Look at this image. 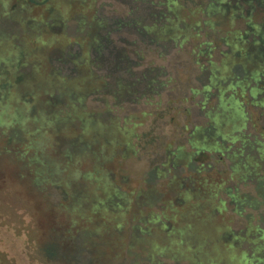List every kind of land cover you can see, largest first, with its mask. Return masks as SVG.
I'll list each match as a JSON object with an SVG mask.
<instances>
[{
  "label": "trees",
  "instance_id": "trees-1",
  "mask_svg": "<svg viewBox=\"0 0 264 264\" xmlns=\"http://www.w3.org/2000/svg\"><path fill=\"white\" fill-rule=\"evenodd\" d=\"M94 1L0 0V169L61 228L37 244L41 261L76 264L65 246L73 235L59 224L61 215L75 225L97 213L105 222L118 218L116 226L131 210L134 193L127 196L115 185L106 162L117 152L123 159L136 152L146 138L137 131L143 123L135 114L99 118L87 110V98L105 94L114 112L122 110L126 97L134 96V102L151 93L161 102L162 72L132 73L129 51L113 43V33L134 30L150 43H175L178 52L198 37L196 54L188 55L201 77L198 88L183 94L190 101L181 110L185 136L177 143L164 140L162 155L149 163L157 176L180 164L192 171L184 179L169 177L164 187L170 198L154 200L146 193V206L158 202L160 211L132 214V221L145 216L142 226L134 225L144 236L134 235L128 250L141 242L148 245L150 261L167 254L185 264H264V127L254 123L264 115V25L242 15L243 7L252 11L260 1L201 0L198 11L186 9L184 0H122L125 8L114 19L97 15ZM237 18L249 29L234 28ZM213 28L218 40L202 41V32ZM68 45L78 50L64 55L71 70L63 75L49 52ZM193 108L203 112L201 123L190 121ZM207 156L211 162L195 164ZM86 161L91 166L83 170ZM46 186L58 191L57 204L49 203ZM88 220L75 232L85 244L94 243L105 226L95 217ZM162 234L166 244L159 243Z\"/></svg>",
  "mask_w": 264,
  "mask_h": 264
},
{
  "label": "rangeland",
  "instance_id": "rangeland-1",
  "mask_svg": "<svg viewBox=\"0 0 264 264\" xmlns=\"http://www.w3.org/2000/svg\"><path fill=\"white\" fill-rule=\"evenodd\" d=\"M120 1L122 0H95L93 5L97 10V15L114 19L119 17V11L125 8V5L120 3ZM200 1L184 0V7L190 9L195 6L199 11L200 6L198 3ZM202 1L206 4L205 0ZM259 1L260 4L256 5L252 11L247 6L243 7L242 15L244 18L245 16L252 15L254 19L251 23L264 25V0ZM82 2L79 1L77 3ZM205 4H201V7H204ZM128 5L130 6L131 4L128 3ZM134 5L137 6L138 3H134ZM141 6L144 5L141 4ZM248 20L251 21L250 19ZM232 21L233 15L230 14L229 22L232 23ZM227 24L228 22H226L225 26ZM233 27L240 30L249 29L245 26L243 20L239 18L234 21ZM59 29L54 30V32L57 34L62 33V30ZM66 31L72 39L71 29L67 28L65 29ZM211 31L202 32V41L218 40L219 33L216 32L218 30L213 28ZM249 33L251 32L249 31ZM111 37L115 46L125 47L129 51L132 63L131 67H134L132 68V73L137 74L147 69H155L157 72H162L160 81L164 85L160 91L161 102L158 105L156 103H158L159 98L155 94L150 93V95L145 96L147 98L137 97L136 99L138 100L134 102H131V100L135 97L131 96L124 99L125 104L122 110L114 112L112 108L113 101L105 94H98L87 98V110L93 111L99 118H114L118 116L120 120H123V117H127L129 114H135L137 119L142 121L143 125L137 127V131H144L146 138L139 142L136 152L124 159L121 158L120 152H117L114 154V158L106 163L112 181H114L116 186H119L122 192L126 193L127 196L130 193L137 195L138 192H141L143 196L137 199L138 202L136 204V202H133L134 195H129L132 198L131 210L127 213L124 220L116 226L113 225H115L118 218L111 222H105L102 218H99L100 215L97 213L95 215L88 213V216H85L84 219H78L75 225L71 224L70 216L66 215L68 218L63 219L61 215L59 224H66L64 228L69 229L73 235H70L69 241L66 242L65 246H70L72 249L76 264H185L186 260L177 262L174 259L172 260L170 258L171 256L167 254H155L154 261H150V257L146 253L147 243L143 246L141 242H138L135 246H132L131 250H128V245H131L130 240L134 235L137 234L140 236L143 233L139 229L140 234L134 225L142 226L143 221H145V216L136 221H132V214L140 210L147 216L151 211H160L158 202H153L152 207L146 206V200L150 197H145L147 196L146 193H151L154 200H158L160 197L168 198L169 195L165 193L164 184L169 177L176 175L178 178L184 179L192 171L190 166L185 167L180 164L165 176H157L155 172L149 171V163L154 158L162 155L158 154L161 152L159 145L164 140L167 139L168 141H175L177 143L179 139L181 140L185 136L181 134L182 124L186 121L181 110L188 108L190 101L188 97H183V94L188 88H198L201 77L197 68L192 64L193 57L188 54H196L200 42L198 37H195L191 45L185 47L184 50L182 49L183 51L178 52L175 43L162 45L164 46V50L160 43H150L147 38L141 37L134 30L119 31L113 33ZM58 48V50L53 49L49 52V55L53 58L52 65L54 68L60 70L63 75H68L71 68L69 66V60H66L64 55L66 53H70L71 55L75 54L78 48L74 45H68L65 51L61 50V47ZM219 49L223 50V45ZM58 52L61 54H55ZM46 97L43 96V98ZM198 99H200V96L196 97V100ZM143 111L147 113L152 111L153 113L142 116L141 113ZM203 120V112L198 108H193L191 110L190 121L193 123H201ZM255 122L256 127L263 128L264 115L258 118L255 116ZM152 137L156 138L154 142H152ZM197 162L195 164L211 162V158L210 156L201 157L197 159ZM4 166L6 167V165ZM89 166L88 161H86L82 165V169H88ZM8 172V170L2 171L0 169V264H45L41 261V256L37 252V244H40L43 238L45 239L49 231L50 234H53V232L62 233L61 228H56L58 225L50 215H43L39 211L36 197L24 194L19 185L17 188L14 187L17 182L11 178ZM45 189H47L45 192L47 193L49 203L53 205L57 204L59 200L58 191L51 186H46ZM90 216L95 217L100 222H105L103 223L105 224L103 228L104 232L95 237L96 241L94 243L85 244L84 238H80L77 233L75 235V232L90 224L88 220ZM68 236L69 234H67ZM142 236L144 235L140 237ZM161 236L159 243L166 244L167 242L163 241L165 240V234ZM156 241L158 240L156 239ZM87 242L90 241L88 240ZM129 251L130 253L127 255ZM95 253H104L107 257H102L103 259L101 261H94V257L92 256ZM96 256L97 259L101 257L99 255ZM50 264L53 263L50 262Z\"/></svg>",
  "mask_w": 264,
  "mask_h": 264
}]
</instances>
